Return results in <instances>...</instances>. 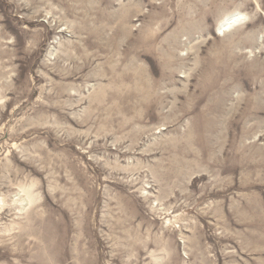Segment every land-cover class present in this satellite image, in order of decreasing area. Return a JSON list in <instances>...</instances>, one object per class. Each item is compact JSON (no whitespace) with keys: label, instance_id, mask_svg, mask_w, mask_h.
<instances>
[{"label":"rangeland","instance_id":"obj_1","mask_svg":"<svg viewBox=\"0 0 264 264\" xmlns=\"http://www.w3.org/2000/svg\"><path fill=\"white\" fill-rule=\"evenodd\" d=\"M0 264H264V0H0Z\"/></svg>","mask_w":264,"mask_h":264},{"label":"bare ground","instance_id":"obj_2","mask_svg":"<svg viewBox=\"0 0 264 264\" xmlns=\"http://www.w3.org/2000/svg\"><path fill=\"white\" fill-rule=\"evenodd\" d=\"M243 23L242 16L238 13H232L222 17L216 25L218 36L230 34L236 27Z\"/></svg>","mask_w":264,"mask_h":264}]
</instances>
